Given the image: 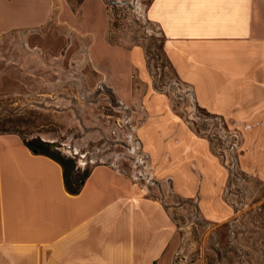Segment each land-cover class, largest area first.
<instances>
[{"label": "crops", "instance_id": "1", "mask_svg": "<svg viewBox=\"0 0 264 264\" xmlns=\"http://www.w3.org/2000/svg\"><path fill=\"white\" fill-rule=\"evenodd\" d=\"M60 1L0 0V36L48 21ZM147 4L194 105L242 131L237 164L264 178V0ZM126 60L147 79L140 47ZM145 95L138 139L157 189L144 174L99 163L73 194L57 160L35 153L17 133H0V264H183L176 204L195 199L204 219L230 220V173L208 136L183 120L166 93Z\"/></svg>", "mask_w": 264, "mask_h": 264}, {"label": "rangeland", "instance_id": "2", "mask_svg": "<svg viewBox=\"0 0 264 264\" xmlns=\"http://www.w3.org/2000/svg\"><path fill=\"white\" fill-rule=\"evenodd\" d=\"M100 3L62 0L48 21L0 36V132L49 142L51 150L76 159L79 175L110 163L132 174L143 170L157 189L138 142L146 91L166 93L183 120L212 134L218 147L228 142L215 121L200 116L190 88L175 75L147 0ZM137 47L147 60V79L126 60ZM225 200L234 209L227 222L204 219L195 199L175 205L178 261L264 264V178L237 164Z\"/></svg>", "mask_w": 264, "mask_h": 264}, {"label": "built area", "instance_id": "3", "mask_svg": "<svg viewBox=\"0 0 264 264\" xmlns=\"http://www.w3.org/2000/svg\"><path fill=\"white\" fill-rule=\"evenodd\" d=\"M200 116L206 118L207 120L215 121L217 123V128L220 132L224 133L223 136L221 135L223 142L227 141L228 145H223L222 147H218L216 145V138L214 139L213 135L211 136L207 135L212 143V148L215 152V154L222 160L223 164L228 169L230 176L233 174L234 169H236L237 165V157L239 153L240 148V137L238 133L240 132L237 128H229L226 124L223 118L219 116H210L204 112H202L200 109H198ZM139 142V141H138ZM141 150V155L143 157V163L146 164V167L148 165L147 160L148 156L143 152L141 145L139 146ZM135 176L142 177L143 170L137 171L134 173Z\"/></svg>", "mask_w": 264, "mask_h": 264}, {"label": "trees", "instance_id": "4", "mask_svg": "<svg viewBox=\"0 0 264 264\" xmlns=\"http://www.w3.org/2000/svg\"><path fill=\"white\" fill-rule=\"evenodd\" d=\"M2 132H9V131L2 130ZM25 142L35 153L45 154L57 160L63 166L64 181L68 191H70L73 194L80 192L85 179L88 177L90 173V170H87L83 175H79L75 170L76 159L72 157H66L58 151L51 150L50 143L47 141H43L37 138Z\"/></svg>", "mask_w": 264, "mask_h": 264}]
</instances>
